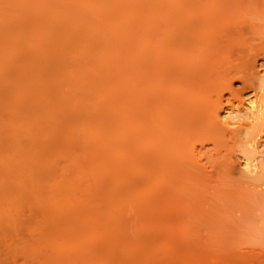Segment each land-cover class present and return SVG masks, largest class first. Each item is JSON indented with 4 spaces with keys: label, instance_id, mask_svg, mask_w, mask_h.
I'll return each instance as SVG.
<instances>
[{
    "label": "bare ground",
    "instance_id": "6f19581e",
    "mask_svg": "<svg viewBox=\"0 0 264 264\" xmlns=\"http://www.w3.org/2000/svg\"><path fill=\"white\" fill-rule=\"evenodd\" d=\"M164 1L165 0H0V48L2 49L4 46V48L7 47L8 50L9 47L10 50H14L12 46H10V42H12L11 39L13 42H16L12 43L13 47L16 45L14 47L15 49L16 47L21 49V45L23 47L27 41L30 45L27 43L26 45L28 48L31 46V52L35 50L33 46L38 44L36 46L37 49L34 51V53L36 52L38 54L37 50L39 48L41 53L38 55L35 53L38 57L36 58L33 56V52L31 53L32 55L29 53L30 57H26L29 60L31 56H33L32 58L35 57L36 62L39 60V57L41 59L40 62H37V65L34 64L33 69L35 65L38 66V63H40L42 71L41 67H35V70L39 68V71L36 70L35 73L33 71V75L36 77L39 75L38 72H41V78L45 76L43 75L44 73H42L44 67V65L41 64L42 61H45L46 63L48 62V64L56 68L54 69L53 67L54 70H57L55 72L59 75V77L58 75L56 76L58 77L57 80L60 85H58V88L63 86L61 87L62 89L60 88L62 91L64 87H66L65 89L68 88L66 91L70 92L64 94L66 96L69 94L70 99H72L71 101L74 100V105L72 104V106L77 108H72V110L77 112V115L79 116L72 121L75 123V120H77L75 124L71 123V125H74L72 128H75V130L78 128L85 129L84 133L82 132L81 134L77 131V134H83V139L81 141L77 138L74 140L73 136L76 135L74 129L72 130L74 133L67 132L69 129L65 128V126L69 120L65 121L58 115V111H60L59 109L57 110L58 106L55 109V107L45 106L44 104L47 102L43 101L42 103L44 104L38 102V99H42L37 97L40 93H43L41 95H44L45 97V92H39V85H41L42 88V86H44L45 83L47 84L49 80H45V82L42 79L41 82L43 81L44 84L42 85L39 84L40 80L36 77L35 79L38 80V86L36 85V88H39V93L38 95L35 94L37 91L34 92V89L36 90V88H33L35 87L33 84H36V80L35 83L30 84L29 81H32L31 79L34 80V77L32 76V73H30V71H32L30 68L32 67L25 65L27 60L24 62L22 61L23 59H26L25 56H23L24 54L18 55L19 59H22L21 64L18 58L17 60L14 59L12 64H14V61L16 60L15 64H17L18 61L19 65H15V67L14 65L12 66L9 64L10 58L18 57L15 54L16 57L13 55L16 51L12 53L14 57H12L11 52H9L11 56L10 58H7L9 62H3L6 59L1 60L2 57L0 58V63H4V65L0 64V68H5L7 66V69L10 67L9 70H12L14 68L11 69V66L15 67L14 74L16 75H13L14 77H12L8 74L5 77L7 71H4L5 74L2 73L1 71H3V68L0 69V72L3 75H0L1 77L3 76L6 81L8 79H14L19 74L20 79L17 77V82H22L18 84L17 82H13L11 85L14 87L17 84L20 87L23 83L21 86L22 90L17 85L16 90L15 88L14 90L10 89L12 87H10V83L8 84L7 82H10L11 80L6 81L10 88L7 87L8 89L3 90L2 88H5L7 84L4 83L5 81L3 80V77H0L3 80L2 82L6 85L4 87L2 83L0 90L2 89L7 94L4 96V92L0 93V95H3L0 96V102L2 103L0 106H3L5 101L14 95L11 98L14 97L13 99L18 101V103L16 102L15 105H12L13 111L11 112H16L15 116H17L18 111H21L22 114L26 111L30 112V114L33 115V120L36 122V125H39L37 128H49V131L53 133L47 138L48 141L52 138L50 140L55 142L53 137L56 138L58 142L63 140L62 148L67 151L66 155H68L69 143L72 144V148H74L75 151H73V153L70 152L69 155H84V158H70V160H72L73 164L82 168H84L83 161H88L90 159H86L88 156H91V159L92 157L96 158L101 155L99 154V151L104 149V147L108 151V147L113 145L111 141L119 135L122 150L118 154L115 153L116 155L112 156L118 159L116 161L122 162V165L120 166L121 176L123 177L122 179L125 181L126 186H137L140 188L154 187L157 188V192L160 191L158 193L159 196L162 195V192H166L174 187L178 188L187 186L195 188V184H198V182L201 181L208 182L206 189L210 190L213 184H215L213 186V188H215L218 184V180L211 178L218 173V170L221 168L220 164L222 163V160L219 159V157L223 151L222 148L219 147L218 142H229V140L226 139L227 137L241 141L242 145L240 144V146H242L243 149L240 148V150H242L241 152L243 153L240 152L241 156L237 155V158H240V161L238 162L239 166L237 164V167L231 170V173L238 172L240 174V176L238 174L240 184L246 187L247 191L250 192V197L252 199L256 201L259 200L260 202L258 201L259 203H256L253 207L254 210L259 211V214H251L252 216L247 217V215L242 212L243 214H241L239 218L243 221H251L254 224H259L260 228L256 226V229L258 228L257 230H261L264 228V71L258 79V91H256L255 95L245 101H241L237 106H229L225 108L221 105H215L205 111L209 114V124L206 130L208 129L215 136L212 148L206 150L205 148L207 145L205 143H202L200 146L194 144L189 148L187 146L188 139L190 140V138L197 133L198 122L205 113L203 110V105H205L206 102L204 94L208 87L204 85L202 78H199L200 76H198L197 69H194L193 66L195 64L197 65L195 61L190 62L174 59L167 56L166 53L162 51L163 47L159 42L165 31L161 28V24L162 21H166L164 20V13L159 9ZM178 1H185V3H187V0ZM230 3L234 8L229 6ZM238 3L243 5V2H240V0H224L221 6H218V12L221 9H226L229 18L236 14V22H239L243 19L244 15L250 13L251 10L241 7L242 5L240 6ZM14 10H16V13H19L20 10L25 12H20L23 14V18L20 14V16L17 14L15 15L13 13ZM17 17H20V21ZM14 19L15 21H19L20 24H23L21 23V19L24 23L29 22V24L27 23L26 25V27L28 26V32H26L27 29L25 25H22L21 27H24L25 30H21V28L18 30L17 28L20 24L15 23ZM12 22H14L13 24L17 25V27H14ZM222 28L223 27L218 25V53L220 55L226 51V45H229L233 35L232 32L226 28ZM15 29L19 32H23L20 33L21 37L22 35L24 37V34L26 35V33H29L30 35L26 36H32L31 38H34L33 40L35 41H32L30 38L28 40L21 39L20 41V36H18L19 33H17L18 31H15ZM17 36V39L19 40L18 42L17 40H14ZM7 39L8 42H6ZM22 41H25L23 43L24 45H20V42ZM242 47L243 45H239L237 51H241ZM20 49L18 52H21L23 49H25L24 51L26 52L27 48ZM2 52L3 54L5 53L4 50ZM5 54H7V52ZM1 56L3 55L1 54ZM6 57H9V55ZM201 58L202 54H200L196 60L200 61ZM22 65L27 66V73L26 68H24L25 66ZM45 66L48 65L45 64ZM6 68L4 70H6ZM18 68L24 71L26 75H29V73L30 75H22L24 72L21 73ZM16 71H18V74ZM30 76L31 79H29ZM57 80L55 81L53 79V81H55L54 83L52 82L53 85L57 83ZM111 82H113L114 85ZM108 83H110L109 86L111 85L112 88L110 87L109 90H106ZM25 84H28L29 86L33 85L32 87L30 86L33 91L30 90V92L28 90L30 88H27L28 85L26 87ZM115 84L116 86L118 85L116 91L114 89ZM180 84L186 85V88L180 92L179 95H173L172 89ZM48 85L50 86V83ZM226 85L230 88L232 83L228 81ZM17 87L22 92L20 90L17 91ZM23 88L28 90V94L26 92L27 90H23ZM9 89L12 91L10 92ZM112 89L114 90L113 93L115 94H113V96L115 95V98L111 97ZM106 91L108 95H103L106 94ZM25 92L26 94H24ZM63 92H65V90ZM116 92L119 93L116 94ZM109 93L111 94V98L106 97L110 95ZM97 95L106 97L105 99L108 100V102H111H109L111 104L109 106L110 110L108 107L105 109L102 107L101 104L105 101L102 103V98L100 97V99ZM44 97L42 100H44ZM92 97H95L96 99H92ZM11 98L10 100L13 101ZM89 98L92 100L91 102H89ZM98 98L101 101L97 100ZM116 98H119L121 103L118 114H114L116 110L112 108V103L115 104ZM111 99L114 101L112 102ZM10 100L7 102L10 103ZM19 100L23 101L22 103H24V105L19 104ZM94 100H96L94 103L97 101L100 103L97 102V105H93ZM15 101L13 102L15 103ZM87 101L89 105L87 104ZM8 104H4L6 107L5 109H7V107H9L8 109L11 108V104H9L10 106ZM18 104L19 107H16ZM99 104L101 106H99ZM20 105L22 106L20 107ZM47 105L49 104L47 103ZM94 106L98 107L95 108ZM91 107L93 110L92 113L91 110L88 109ZM93 107L95 109H93ZM18 108L20 110H17ZM14 109H16V111H14ZM89 112L92 114L93 118H91ZM96 115L97 117L102 116L99 118L101 121ZM87 117L89 119L91 118V121ZM87 119L90 123H95V125L91 123V125L96 127V131L93 132V135L90 131L95 129L93 126L91 127L87 125V127L84 125L83 127V124H85L84 122H86ZM92 119H96L94 120L95 122ZM98 120L100 122H98ZM89 121H87V124H90ZM78 122L83 124H78ZM78 125H81L82 127ZM90 127L92 129H90ZM32 133L33 132H31V135H33ZM39 134L40 133L34 134L36 135V138L28 139L27 146L30 149H36L38 153L40 152V155H45L47 151L46 142L43 139V134ZM96 136L102 141L95 143L97 140ZM72 138L75 142H69ZM117 138H115V140ZM94 140L95 142H93ZM36 141H38V143H36ZM98 141L99 139L97 142ZM105 142L109 143V145L112 143V145L108 146L107 144L108 147H106ZM137 143H140L138 150L136 149ZM101 145L102 147L105 146L102 148ZM132 155H137L136 160L143 162L140 166H143L145 163L147 166L146 169L141 171L137 170V176L133 175L136 160ZM213 155L216 156V163H214V159H212ZM20 156L23 155H9V160L5 163V168H7L9 173L16 171L29 175L27 178H30V184L38 183L39 177L37 175L39 173H42L40 176L43 175V170L46 166L31 165L28 162L20 161ZM231 157L232 156H229L227 158L229 159ZM82 159L84 160L82 161ZM20 164L23 167H21ZM97 164L96 166L99 165L98 167L103 170V167H100L101 165ZM155 166L158 167L154 168ZM98 167H94L92 170L90 168L88 171L84 170L83 174L77 179H80L79 181L74 179L76 182L71 178L72 172L70 169L61 172L59 171L60 178L52 184L49 199L43 201L42 198L40 199V195H38V198L36 197V199H40L42 202L40 200L37 201L41 202L50 212V215H52L53 218L58 219V221L59 219L62 220V218L64 219L66 217L67 219H73L74 221L78 220L79 212L81 211L82 213L83 211H79L78 208L81 207V209H83L82 206H84L85 203L80 200L79 195V197L73 196L75 193H72V191L77 193L79 191L80 193L87 189V192L85 191V193H89V195L93 196L94 192H96V188H99V185L106 183L107 179L105 178L106 174H104L105 170L102 174L101 169H98ZM45 174H48V171H46ZM34 175L38 178H35ZM32 178H35L36 180ZM31 179L34 180L35 183L34 181L32 182ZM110 180L108 181L109 183ZM123 180H120L119 182L117 181V184L121 182L124 183ZM77 182L79 184H77L78 186L76 185ZM84 182H87V185H85ZM88 182L91 183L89 184ZM108 182L106 183L107 185L104 184L105 186H102L101 188H107L108 186L111 188L113 186L114 188V186H116L113 185V183H110V186ZM89 187L92 188L89 190ZM115 189L116 188H114V190ZM99 191L101 193L102 190L100 189ZM99 191L96 195L100 194ZM37 192L39 191L35 190L34 193ZM196 193H198V191ZM262 200L263 203L261 202ZM12 213V210H10V217L12 216L11 218L13 222L16 223V217L18 214L15 212V214ZM13 215L15 216V219L13 218ZM236 224L237 225L234 227H237L238 225L239 227L242 226V222L239 219L236 220ZM261 232L264 233V229H262ZM74 235H76V233H74ZM68 236H70L69 233H64L59 236L60 238H48L46 242L51 246L52 252L56 257V259L54 258L56 264H75V262L80 264L83 261H87L88 255L89 257L93 255L95 256V250L99 252V254H101L100 251L105 250L104 254L102 253L105 255L106 252L113 253V248H117L118 253H122L124 251V245L122 243L123 239L126 237L124 233H120V235L116 236L106 234L103 236V238H105L103 239V243H101L102 241H99L100 244L97 242L98 246H95V242L94 245H91L93 244L91 242L97 241L96 239L100 237L95 233L87 235L85 237L86 241H83L85 243L81 242L84 240L83 238L74 245H65V238ZM61 239H64L63 242L60 241ZM100 240H102L101 237ZM115 241L117 242L115 243ZM118 241L119 244H117ZM187 241H189V239ZM88 242L90 245H88ZM112 242L117 246L114 244L111 246ZM120 242H122L121 244L123 245L122 249L119 248V245H121ZM222 242H224L222 245L228 243L225 240L220 243ZM80 246H86L87 248H81ZM176 248H178L177 244L172 243L171 240L160 242L156 254L157 264H171L175 260V254L173 252ZM252 249L253 251L259 252L257 254L263 257L252 261V253L251 255L242 256L241 261H252L250 264H264V254L262 250L257 251L256 248ZM108 253L106 254L108 255ZM83 256L84 258L86 257V259L81 261ZM212 256L216 257L217 254H213ZM78 257L81 259H78ZM91 258L94 259L93 257ZM91 258L87 261V264L94 261ZM77 259L80 261L78 262Z\"/></svg>",
    "mask_w": 264,
    "mask_h": 264
},
{
    "label": "rangeland",
    "instance_id": "374dc122",
    "mask_svg": "<svg viewBox=\"0 0 264 264\" xmlns=\"http://www.w3.org/2000/svg\"><path fill=\"white\" fill-rule=\"evenodd\" d=\"M223 1L224 0H187V3H185V1L181 2L178 0H165L159 9L164 13V20L166 21H162L161 24V28L165 31L159 42V44L163 47L162 51L166 53L167 56H170L174 59L190 62L195 61L197 63V65L195 64L193 67L194 69H197L198 76H200L199 78H202L204 85L208 87V89H206L207 93L205 92L204 94L206 97L205 105H203L204 112L215 105H221L225 108L229 106H237L241 101H245L255 95L256 91H258V79L262 75L261 73L264 71V0H240V2H243V5L241 4V6L239 3L238 4L241 7L251 11L250 13L245 14L243 19L239 22H236V14L229 18L226 9H221L218 12V6L220 7ZM238 4L237 6H239ZM229 6L234 8L231 3ZM20 12L22 11L20 10ZM20 12L16 13V10H14L13 13L15 15L20 14L23 18V14ZM17 18L20 21V17ZM15 19L14 22L20 24L19 21H15ZM21 21L23 24H20L21 26L18 25V30L22 27V25H25L26 27L27 23L29 24V22L24 23L22 19ZM14 22H12V24ZM13 25L14 27H17V25ZM218 25H220V27L226 28L233 34L231 42L229 45H226V51L221 55L218 53ZM17 29H15V31ZM21 30H25V28L23 27ZM21 32H17L19 33L18 36H20ZM26 32H28V29ZM26 35L30 34L26 33ZM26 35L24 34V37L23 35L22 37L20 36V41L21 39H32V36ZM18 36L14 39L17 40V42L19 41L17 39ZM33 39L32 41H35ZM11 41L12 42H10V46H12L14 50H10L9 46V50L7 47L4 48V46L2 49L0 48V58L2 57L1 60L6 59L3 62H9L7 59L11 57L9 52H11L12 55V53L16 51V53H13V55L15 54L16 56L24 54L23 56H25V58L30 57L29 53L31 54L32 52L33 56L36 58L38 57L37 55L41 53L39 48V51L37 50L38 54L35 52L37 54L35 55L34 53L38 44L33 46L35 50L31 52V46L28 48L26 45L27 41L25 45L23 44L25 41L20 42V45L23 44L27 48L26 52L24 51L25 49H23L25 47H22V45L21 49L23 50L18 52L20 48L18 49L16 47L15 49L14 47L16 45H14V47L12 45V43L15 41L13 42L12 39ZM6 42H8V39ZM239 45H243L241 51H237ZM3 50L5 53L7 52V54H3ZM1 54L3 56H1ZM200 54H202V58L200 61H197L196 59ZM5 55H9V57H6ZM13 55L12 57L15 56ZM33 56H31L29 60L27 58L25 60H21L23 62L27 60L25 65L32 67L30 68L32 71L29 69L28 70L34 77L35 75L33 74L36 72V70L39 71V68L35 70V67H41L42 71V66H40V63H38L39 65L36 66L37 62H40L41 60L40 57L39 60L36 59V62L35 57L32 58ZM17 58L21 64L19 56L16 58H10L11 63L9 62V64L12 66L19 65L18 61L17 64H15ZM14 59L16 60L14 61V64H12ZM55 59L57 58L55 57ZM34 64L36 65L33 69ZM41 64L44 65L42 73H44L43 75L47 77L44 76L41 78V72H38L40 76L37 75L36 77L38 80H40V82L42 79L44 81L49 80L48 82L50 83V86L48 85V82L47 84L45 83L46 81L44 82L45 85L43 84V81L41 83L39 82V84L44 85L42 88L47 86L44 88L47 89L44 90L41 88V85H39L41 89L40 90L39 88H36L38 86V80L35 79L36 77H34L33 80L30 76L29 79H31L33 82L28 80L30 84L35 83L36 80V84H33L35 86L33 88H36V90L34 89V92L37 91L35 94L38 95L40 91L45 92L44 94L46 98L44 95H41L43 93H40V96L38 95L37 97L42 99L44 97V100L38 99V102H47L49 105H47V103L42 104L45 106H51L53 108L55 107V109L58 106L57 110H60L58 111V115L65 121L69 120L65 126V128L69 129L67 132H72L74 129V131H76V135L73 136L74 140L77 138L81 141L83 139V134L79 135L77 134V131H79L81 134L82 132L84 133L85 129L78 128V130L76 128L77 130H75V128H72L74 125H71V123H74L72 121L78 116V113L72 110V108L75 107L72 106L74 100L71 101L72 99H70L69 94L68 96L65 95L70 91L67 92L66 90H68V88L65 89L66 87H64L63 91L65 90V92H63L61 90V87L63 86L60 87L61 89L58 88L59 84L57 79L59 75L57 72H55L57 70H54L56 69L54 66L53 69V67L45 61H42ZM45 64L48 66H45ZM1 65H4V63ZM12 66L11 69L14 68L12 70H9L10 67L7 69V66L5 67L6 70H4L5 68L1 67L3 68V71L0 70L2 73L5 74L4 71H7L5 77L8 74L12 77L16 75L14 74L16 66ZM18 71H16L17 74ZM20 71L21 73L24 72L21 69ZM1 72L0 74L3 75ZM22 75L25 76V72ZM29 75L27 74L26 76ZM57 75L58 77H56ZM38 76L41 79H39ZM17 77L20 79L19 74ZM17 77L14 79H8L11 81L7 83H10V87L12 88H10L6 83L8 80L5 81L4 77L3 80L7 86L2 82L3 80L1 78L0 86L3 83L2 85H4V87L6 86L5 88H2L3 90L8 88L12 90L15 88L16 90V85L22 82H17ZM53 79L55 81L57 80V86L56 84L53 85L55 82ZM228 81L232 83L230 88H228L226 85ZM13 82H17L16 85L14 84V87L11 85ZM111 83L113 84V82ZM109 84L110 83H108L109 88L107 87L108 89L106 88V90H109L110 87L112 88V86H109ZM33 85L30 86L32 87ZM21 86L18 87L21 88ZM30 86L28 85L27 88H30L28 90L33 91ZM117 86L115 84V91ZM18 87L17 91L20 90ZM185 88L186 85L184 84L177 85L172 89V94L179 95V93ZM1 90L0 93L4 92L3 95H7L5 91ZM12 90H10V92ZM23 90L27 89L23 88ZM28 90L26 91L27 94ZM111 91L112 96L109 93L110 95L106 97L115 96H113V94H115L113 93L114 90L112 89ZM26 92L24 94H26ZM117 93L119 92H116V94ZM3 95L1 94L0 96ZM101 95L97 96L102 98H100L103 100L102 103L105 101L103 104H101L102 107H104V109L108 107L109 109L111 102L109 101V103L108 100L105 99L106 97H102L103 95H108L107 91L106 94H103L102 96ZM10 98L8 100H10ZM90 98L89 102L92 101ZM93 98L95 97H92V99ZM99 98L97 100H100ZM7 101H5L4 104L7 105L9 103ZM13 101H15V99H13ZM13 101L11 102L14 103ZM95 101L96 100H94L93 103ZM113 101L114 100H112V102ZM115 101V104L112 103V108L116 110L114 114H118L121 103L119 98H116ZM11 102L9 103L11 106L8 104L11 107L10 109L13 108L12 105H15L16 102L18 103V101H15L14 104ZM22 102L23 101H20L19 104L24 105ZM97 102L100 103L99 101ZM1 104L2 103L0 102V105ZM4 104L3 106H0V108L2 107L0 109V264H56V262H54V258L56 259V257L52 252L51 246H49L46 242L48 238H58L64 233L70 234V236L65 238V245H74L83 238L84 240L81 242L86 241L85 237L87 235L90 233H95L102 238V240H100V237L97 236V241L91 242L93 243L91 245H94L95 242V246H98V243L100 244L99 241H102L101 243H103V239H105L103 236L106 234H109L110 236H116L120 235V233H124L126 235L125 239H123V243L120 242V244L122 243L124 246L122 244L119 245L120 247L118 246L121 249L122 246L124 247V251L122 253H118V249L113 248V253L106 252L108 255L105 253V256L103 255L105 250L100 251L101 254L103 253L102 255L95 250V256L93 255L89 257L88 255L87 261H89L91 257L94 258H91L94 261L89 262L90 264H157L156 254L158 245L160 242L166 240H171L172 243L177 244L178 246V248H176L173 252L175 254V260L171 264H250V262L256 260L257 258L263 257L257 254L259 252L253 251L252 248H256L257 251L262 250L264 254V233L261 232V230L264 228L261 230L259 229V231L257 230L258 228L256 229V226L260 228L259 224H254L251 221H243L239 218V216L243 214L242 212H244L247 217L259 214V211L254 210L253 207L256 203L260 202L259 200L256 201L252 199L250 197V192L247 191L245 186L240 184V174L238 172H234L233 174L231 173V170L235 169L237 164L239 166L238 162L240 161V158L238 159L237 155L241 156V141L233 140L230 137H227L226 139L229 140V142H218L219 147H221L223 151L219 157V159L222 160V163L220 164L221 168L218 170V173H216L211 178L218 180V184L215 188H213L215 185L213 184L211 189L208 190L206 189L208 182L201 181L198 182V184H195L196 189L187 186L178 188L174 187L173 189H169L166 192H162V195L159 196L158 193L160 191L157 192V188L154 187L140 188L137 186H126L125 181L121 176L122 174L120 166L122 165V162L116 161L118 159L112 156L118 154L122 150L120 141L121 139L119 140L118 134H116L118 136L115 137H118V140H115L114 138V140L111 141L113 145L112 143H110V145L107 142H105L106 144L104 143L106 147L112 145L111 147H108V151L104 147L105 145L103 146L105 150H98L99 154H101L99 155L100 159L99 156L96 157L98 159L95 157H92L91 159V156H88L86 158H90L88 161H83L84 159H82L84 162V168H82L73 164L72 160H70V158H84V155H69L70 152L73 153V151H75V149L72 148V144L69 143L68 155H66L67 151L62 148L63 140L58 142V140L53 137L55 142L50 140L52 138H50L48 141L47 138L53 133L49 131V128H37L39 125H36V122L33 120V115H31L30 112L26 111L22 114L21 111H18L19 113L17 112V116H15L16 112H11L13 109L10 110L8 109L9 107L5 109L6 107ZM19 104L18 106L16 105V107H19ZM22 105H20V107ZM101 105L99 104V106ZM94 107L93 109L98 106L95 108ZM88 109L91 110L92 113V107ZM17 110L20 109L18 108ZM14 111H16V109H14ZM100 117L97 118L99 119ZM91 118H93L92 114ZM88 119L86 122H84L85 124L80 122H78V124H83V127L84 125H89L91 127L95 125L93 122H91L93 124L91 125V120L89 119V121ZM99 120L98 122L101 121ZM87 121H89L90 124H87ZM76 122L77 120H75V123ZM208 124L209 114L205 112L198 122L197 133L191 137L190 140L188 139L187 146L189 148L194 144L200 146L202 143L207 145L205 148L206 150L212 148V143L215 140V136L211 131L208 129L206 130ZM91 127L90 129H92ZM93 128H95L93 131L90 130L92 135L93 132L96 131V127L93 126ZM88 129L87 131L89 132ZM74 131L72 133H74ZM31 132H33V135H31ZM37 133H42V136L44 137L43 139L46 142L47 151L45 155H40V152L38 153L36 149H30L27 146L28 139L36 138V135L34 134ZM96 139H99V141L97 142L96 140L95 142L94 140L93 142L99 143L102 141L97 136ZM74 140L72 138V140L69 142ZM36 143H38V141H36ZM139 144L140 143L136 144L137 150L139 148ZM9 155H23L20 156V161L28 162L31 165L46 166L44 167L43 175L40 176L42 173H39L37 175L39 178L34 175L35 178H38V183L30 184V178H27L29 175H26L23 172L14 171L9 173L7 168H5V163L9 160ZM132 156L136 160L137 155ZM229 156L232 157L228 159L227 157ZM212 159H214V163H216L215 155L212 156ZM97 163L101 165L100 167H103V170L98 167L99 165ZM142 163L143 162L136 160L133 175L137 176L139 170L141 171L146 169V163L143 166H140ZM96 164L98 166H96ZM20 166L23 167L21 164ZM94 167L101 169L102 174L105 170L104 174H106L105 178H107L106 183L111 179L110 183L116 185L114 186L116 189L114 190L113 186V189L109 186V188L107 187L108 189L106 187H103L104 189L101 188L102 186H105L104 184L106 183H104L99 185V188H96L95 186L96 192H94L95 195L93 194V196L89 195V193H85L87 189L80 193L78 191L79 194L75 191H72V193H75L73 196H80V200L85 203L84 206H82L83 209H81V207L78 208L79 211L83 210L82 213L81 211L79 212L80 216L78 215V220L74 221L73 219H67L66 217L64 219L62 218L63 221L61 219L58 221V219L53 218L52 215H50V212L45 208V206H43L40 199L42 198L43 201H47L49 199L52 184L60 178V174L58 172L70 169L72 172L71 178L73 181H75L74 179L77 180L83 174L84 170L88 171L90 168L92 170ZM157 167L158 166H155L154 168ZM46 171H48V174H45ZM35 178L32 179L36 180ZM32 179L31 181L33 182L34 180ZM120 180H123L124 183L121 182L122 184H117ZM86 183L85 185H87ZM88 183L90 184L91 182ZM110 183L109 185L111 186ZM77 184L78 182L76 185ZM91 188L89 187V190ZM98 189L102 190L101 193ZM35 190L39 192L34 193ZM98 191L100 194L96 195ZM197 191L198 193L200 192L202 194L196 193ZM38 195H40V199H36V197L38 198ZM37 200H40L41 202ZM261 202L263 203V200ZM10 210H12L13 213L15 212L18 214V216L16 215V223L13 222L11 218L12 216L10 217ZM13 218L15 219L14 215ZM237 219L242 222V226L239 227L238 225L237 227H234L237 225ZM74 233H76V235H74ZM186 239H189V241ZM63 240L64 239H61L60 241L63 242ZM223 240L227 241L228 243L226 242V245H222L224 242H220ZM116 242L117 241H115V243ZM112 244H114V242L111 243V246ZM117 244H119V241ZM88 245H90L89 242ZM86 246L80 247L87 248ZM252 253L254 255L251 256L252 261H241L242 256L251 255ZM213 254H217V256L213 257ZM78 259L81 258L78 257ZM78 259L77 261L79 262L80 260ZM84 259H86V257L84 258L83 256L81 261ZM87 261H85L86 264ZM85 262L83 264H85ZM75 264L77 263L75 262Z\"/></svg>",
    "mask_w": 264,
    "mask_h": 264
}]
</instances>
